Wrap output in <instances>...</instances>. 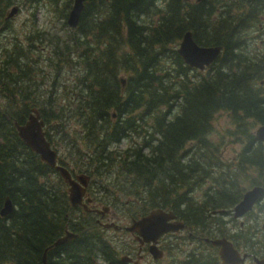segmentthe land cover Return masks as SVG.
<instances>
[{"label":"trees","instance_id":"16d2710c","mask_svg":"<svg viewBox=\"0 0 264 264\" xmlns=\"http://www.w3.org/2000/svg\"><path fill=\"white\" fill-rule=\"evenodd\" d=\"M21 1L0 0V30ZM25 1L59 28L0 48V210L7 197L13 207L0 215V264H42L65 230L77 238L50 248L47 264H120L117 243L70 205L59 174L18 137L14 124L33 108L51 147L76 156L72 168L58 163L90 176L95 202L125 206L118 190L132 217L172 211L198 236L263 257L264 143L253 130L264 125V0H86L75 28L66 23L73 0ZM186 31L200 46H221L203 71L176 52ZM220 112L231 125L221 131ZM226 140L240 145L233 158ZM254 186L263 194L252 225L231 234V209Z\"/></svg>","mask_w":264,"mask_h":264},{"label":"water","instance_id":"95a60500","mask_svg":"<svg viewBox=\"0 0 264 264\" xmlns=\"http://www.w3.org/2000/svg\"><path fill=\"white\" fill-rule=\"evenodd\" d=\"M85 1L86 0H73L72 7L66 19V23L70 28H75L77 26ZM16 11L17 8L13 7L6 17H11L16 13ZM176 52L187 66L203 71L219 57L221 54V46H200L195 42L192 32L186 31L178 44ZM119 81L123 87L125 79L121 77L119 78ZM14 125L21 141L32 152L37 154L39 159L44 164L51 169H54L62 178L63 182L67 184V196L70 205L72 207L82 206L86 209V204L82 202V198L86 192L87 182L90 177L84 174H79L73 178L70 171L66 167L58 164L57 152L51 147V144L45 137V125L43 119H41L39 110L35 108L31 109V113L24 124L20 125L15 123ZM254 136L257 141L264 143V125L257 127L254 132ZM262 194L263 188L261 186H254L253 188L247 190L243 194L241 200L232 208L233 217H242L245 213L250 211L254 204L260 199ZM87 201L89 202L90 199H87ZM12 209V203L7 197L0 210V215L6 216L12 211ZM107 210V207H103L104 212H107ZM103 211L97 210V212H100L102 215L104 214ZM102 226L104 228H118V226L113 222L102 224ZM183 228L184 224L182 222L175 221V215L172 211L153 209L139 219L132 220L131 225L126 227L125 230L131 233L136 232L137 235L142 237L140 242H151L152 246L150 251L154 255V250L157 249L155 244L159 236L167 232H177ZM75 238H77L76 233L66 231L63 236L56 239L52 245L48 246L43 251L41 259L42 264H47V253L50 248L65 244ZM205 241L219 248L218 254L221 264H243L246 255L244 254L241 257L231 241L226 238H206ZM123 260H125V258H123ZM253 261V264H264V258H254Z\"/></svg>","mask_w":264,"mask_h":264},{"label":"rangeland","instance_id":"374dc122","mask_svg":"<svg viewBox=\"0 0 264 264\" xmlns=\"http://www.w3.org/2000/svg\"><path fill=\"white\" fill-rule=\"evenodd\" d=\"M21 2H25L24 5H20L19 7V11L18 13L11 18L8 27L6 30H0V48H2V50L4 48H11L12 43L16 42V41H23L24 36L26 33L32 31V29H44V28H48V27H54V29H58L59 25H55L54 19L53 21L48 18L46 15H44L43 10H40L39 12H36L33 8H31L29 6V2L22 0ZM11 9V8H10ZM9 9V10H10ZM16 40V41H15ZM262 48H264V45L261 46ZM215 128L219 131H221L222 129L231 127L230 125V118L228 117V115L224 112H220L215 116V122H214ZM258 126H256L254 128V132L257 129ZM67 135H70V138L73 137V132L69 131V133ZM55 139H57V143L62 144L60 142L59 139V134H56V136L54 137ZM125 145V144H124ZM124 145L122 147H124ZM56 151L58 153V155H60L62 160H65L66 163H70L69 167L72 168L73 167V163L72 161H70V159L72 158H76V156H72V157H68L67 154V149L66 147H59L56 145ZM223 154L225 157L227 158H233L235 153L240 149V145L239 144H235L230 140H226V144L223 147ZM113 177V176H112ZM105 183H107L109 185L108 182L105 181ZM110 186H112V184H110ZM88 193H89V197L91 198L94 194L92 193L94 190V187L91 185V183H89L88 186ZM115 189H113L114 191ZM116 195L121 196V202L125 203V206L122 205L121 203H118L115 206H112L109 208V212L108 214L105 215L104 219V223H108L111 221H114L117 224L120 225H125L128 223V216L130 215V211H132V207L128 206L129 203L131 202L130 198H124L121 194L120 191L115 190ZM92 208H102L103 206L100 205L98 202H95L94 199H92ZM90 202V201H89ZM89 204L86 205V209L87 206ZM257 210H254V212H252V216L256 215ZM114 214V217H112V215ZM118 217V218H116ZM260 217V223H262V221L264 220L261 216ZM224 219L226 220L227 217H224ZM251 217H245L242 219L243 221V225L245 227H250L252 225L251 222ZM238 225V221L234 222L233 225L231 226V224H227L226 227L229 229V231L231 233L234 232V228H236ZM239 226V225H238ZM262 229L264 230V224L262 226ZM256 232V231H255ZM104 236L108 239V240H114L117 243V247L120 250L121 245L120 241L122 238H125V241H129L128 239V235L122 234L120 232H116L112 229L106 230L104 232ZM212 248V247H211ZM209 250V252H214V249ZM208 250V249H207ZM241 250L243 251V248H241ZM183 255H181L178 251H173V252H167L164 253V257L159 260V261H152L151 258L147 257L145 258L143 261L140 262V264H174L172 263V261H175L177 264H179V262L183 259ZM246 264H250V261H246Z\"/></svg>","mask_w":264,"mask_h":264},{"label":"flooded vegetation","instance_id":"af4514ba","mask_svg":"<svg viewBox=\"0 0 264 264\" xmlns=\"http://www.w3.org/2000/svg\"><path fill=\"white\" fill-rule=\"evenodd\" d=\"M19 8V6H17ZM8 19V18H6ZM73 177H75L76 175H74V173L72 174ZM90 180L87 182V187H86V194L85 197H89V186ZM84 199L83 202H88L87 199ZM91 201L88 202L87 204H89L87 206V209H83V211L86 213V215H90L91 217L95 216V223L96 225H98L102 230H109L112 229L116 232H120L122 234L128 235V239L129 241H125V238H122L120 241L119 246L121 245V248L119 250V258H120V264H140L141 261H143L145 258H151L152 261H159L164 257V253L169 252H173V251H178L181 255H183V259L180 261L179 264H183L185 262V259L189 256H193L192 258L189 257L190 261L184 264H198V258L196 257V255L201 256V254L207 253L209 252L210 248L214 249V252H209L211 255H214V259L212 261V264H221V260L219 258V254H218V250L219 248L216 246L211 245L209 242H206L205 239H211L209 237H200L198 236V234L192 232L189 228V226H186L182 221L178 220L177 218H175V221H179L182 222L184 224V228L177 231V232H167L162 234L161 236H159V238L157 239V242L155 244V247L157 248L156 250H154V255L153 253H151L150 248L152 246L151 242H140V240H142V237H140L139 235L136 234V232H129L127 230H125L126 227L131 225L132 220H137L140 217L144 216V215H137V217H132L131 215L128 216V223L127 224H117L118 228L114 229L113 227L111 228H104L102 226V224L104 223V219L105 215L108 214L109 211H107L106 213L104 212V214L102 215L100 212L97 213L95 211L96 208H92V198H90ZM80 207V206H79ZM82 208V207H80ZM98 209V208H97ZM101 209V208H100ZM112 217H114V214L112 215ZM176 217V216H175ZM248 217L250 218L251 216L248 214H245L244 216H242L240 219L234 218L232 216V218L235 220V222L238 221L239 226L242 228L244 225L242 219ZM118 218V217H116ZM99 221V222H98ZM112 222V221H111ZM108 222V223H111ZM236 229L234 228V232L231 234H235ZM139 237V238H138ZM193 237V238H192ZM221 238H225V237H221ZM208 249V250H207ZM240 254L243 256L244 254L246 255L245 259H244V264H246V261H250V264H253V259L254 258H258V259H263V257L251 254L249 252H247L246 250H241L239 249ZM123 258H125V260H123ZM197 258V259H195ZM172 263L177 264L175 261H172ZM208 264V263H207Z\"/></svg>","mask_w":264,"mask_h":264},{"label":"bare ground","instance_id":"6f19581e","mask_svg":"<svg viewBox=\"0 0 264 264\" xmlns=\"http://www.w3.org/2000/svg\"><path fill=\"white\" fill-rule=\"evenodd\" d=\"M193 238V237H192Z\"/></svg>","mask_w":264,"mask_h":264}]
</instances>
